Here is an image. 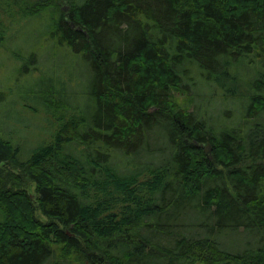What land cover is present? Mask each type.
Segmentation results:
<instances>
[{"label":"trees","instance_id":"16d2710c","mask_svg":"<svg viewBox=\"0 0 264 264\" xmlns=\"http://www.w3.org/2000/svg\"><path fill=\"white\" fill-rule=\"evenodd\" d=\"M0 264H264V0H0Z\"/></svg>","mask_w":264,"mask_h":264},{"label":"rangeland","instance_id":"374dc122","mask_svg":"<svg viewBox=\"0 0 264 264\" xmlns=\"http://www.w3.org/2000/svg\"><path fill=\"white\" fill-rule=\"evenodd\" d=\"M10 63H6V66H8ZM177 100L181 103L182 106H188L190 109H193V105L189 102V97L187 95H181V94H176ZM227 239L232 240L237 242L238 240H241L240 237H234L230 236Z\"/></svg>","mask_w":264,"mask_h":264},{"label":"water","instance_id":"95a60500","mask_svg":"<svg viewBox=\"0 0 264 264\" xmlns=\"http://www.w3.org/2000/svg\"><path fill=\"white\" fill-rule=\"evenodd\" d=\"M65 10H66V8H65ZM72 25V27H74V24H71ZM80 30V29H79ZM204 147V146H203ZM205 152H206V154H209L210 152H211V147H210V145H207L206 147H205Z\"/></svg>","mask_w":264,"mask_h":264}]
</instances>
